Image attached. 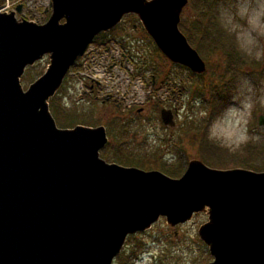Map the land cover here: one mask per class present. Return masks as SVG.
<instances>
[{"label": "water", "instance_id": "water-1", "mask_svg": "<svg viewBox=\"0 0 264 264\" xmlns=\"http://www.w3.org/2000/svg\"><path fill=\"white\" fill-rule=\"evenodd\" d=\"M188 3L51 0L43 24L0 12V264H113L129 235L197 213L208 214L198 231L208 264H264V171L193 158L172 177L108 162L100 156L105 126L61 128L50 110L78 57L127 14L169 60L205 73V59L180 29ZM47 55L46 71L25 90L26 69ZM161 119L176 124L171 109Z\"/></svg>", "mask_w": 264, "mask_h": 264}, {"label": "rangeland", "instance_id": "rangeland-1", "mask_svg": "<svg viewBox=\"0 0 264 264\" xmlns=\"http://www.w3.org/2000/svg\"><path fill=\"white\" fill-rule=\"evenodd\" d=\"M50 1L10 0V2H15L16 4L24 2L27 6L24 9V14L22 16L17 15L16 17L21 18L24 16L25 19L39 23H44L49 19L52 12L49 8ZM193 8L194 5L189 1V4L183 11L180 25L183 24L186 26L192 23ZM127 28L124 32L121 28L116 30V35H124L129 32L136 38H143L140 39V41L143 40L140 47L144 48V52L147 51L152 65L161 59L155 53L154 46L141 31H136L135 33L130 30V26ZM113 54V56L110 54L104 57L94 55L99 59H94L90 54L87 58L89 69L93 67L94 63L96 64L95 67L100 73L99 78L104 84V91L112 93L116 97L117 102L125 103L127 107L141 105L145 100L148 101V96L152 95L148 81L151 80L153 72L146 71L143 75H136L135 71L137 70V66L134 62H125L123 60L121 64L120 58L122 57L120 53L114 52ZM235 59L238 61V64L241 62L240 57ZM113 61L114 64L112 63ZM138 62L140 63L139 60ZM249 62L260 66L264 71V61L256 62L249 59ZM49 63V57L45 56L44 59L38 61L35 65L28 67V75H26L27 81H21L25 90L28 89L32 82L40 77L39 72L41 69H43V73L46 71ZM219 63L222 64L221 67L212 64L211 67H208L206 73L203 74V77H193L189 71L169 61H165V63L158 61V66L162 69V71L159 70V74L162 76L163 86L153 100L160 99L164 105L163 107L171 108L173 111L175 109L174 107H177L179 114L175 116L176 126L171 127L165 125L161 120L160 111L156 110L154 105H151L147 115L143 116L142 120L132 124L130 127L127 125L123 128L124 125H120L123 129L122 132L127 128L122 140L126 141L125 145L128 149L122 151L108 147L101 150V157L109 162H115L114 158L124 157V154L125 157L126 154H132L137 159L141 158V162H147L150 166L153 162L157 163L160 168L152 167L150 169H157L162 172L164 171L161 168L164 165L171 166L174 164L179 167L186 162L187 168L188 162L193 158L201 159L207 165L211 166L203 159L199 142L202 138L209 142L214 150L218 152L222 151L217 144L215 145V143L207 139V126L211 119L214 118L212 116L214 105L210 103L211 94L209 92L201 98V96L193 97L192 91L198 85L197 83H203L204 79L207 81L210 77H215L216 82H219V78L224 76L226 81L223 84L217 83L215 85H217L218 90H224V85L227 83V88L230 89V103L233 102L236 82L241 77H245L251 82L252 90L249 98L253 103V109L248 128L250 135L259 136L260 139L250 142L249 144L251 145L249 146L248 144L241 151L247 148L246 151L252 153L258 161L263 162L264 149L261 150L258 148L257 144L264 141V126L258 123L259 116L264 115V104L260 103V98L264 96V77L259 76L256 78L254 73H249L250 71L242 74L239 70H235L236 67H232L231 65L228 67L225 60H219ZM231 72H234V78H232V82L230 83L228 79L232 75L230 74ZM86 74H90V72L86 71ZM82 81V79L69 77L65 86L58 91L61 92V95L58 92L55 95L57 96V101L60 100L63 104L67 105L70 113L68 117L72 120L68 122L73 123L67 125L68 123L65 120L63 121L56 117V110L51 106L50 102V110L57 121V125L61 128L84 124V121H90L92 124L101 122L100 124L106 125L103 106L93 101L91 97L84 98L81 95L85 92L82 88ZM209 83L211 82H206V84ZM86 93L88 94V91ZM213 102L218 106L215 100ZM204 111L208 112V118L202 115ZM110 116H114V114L111 113ZM88 126H91V124H88ZM109 134L111 137L114 135V133ZM194 139L198 140L195 144L193 143ZM115 140H119L118 137ZM178 147L181 149H178ZM157 151L160 154L162 153L163 157H156L155 152ZM116 162L121 164L119 161ZM207 221L208 215L206 213H198L191 221L173 228L168 225L165 218H161L148 231L129 236L124 248L129 249L133 245L135 247L140 245V250L138 251L139 257L136 264H207L213 260V257L207 245L200 239L198 234L200 226ZM175 228L178 229V236L172 230ZM119 261L116 258L114 264H119Z\"/></svg>", "mask_w": 264, "mask_h": 264}, {"label": "trees", "instance_id": "trees-1", "mask_svg": "<svg viewBox=\"0 0 264 264\" xmlns=\"http://www.w3.org/2000/svg\"><path fill=\"white\" fill-rule=\"evenodd\" d=\"M6 0H0V7L5 4ZM190 3L194 5V12H193V19H191V24L184 26L183 24L180 25L181 30L187 34L189 42L194 46L197 51L201 54L203 58H205L207 62V66L211 67L212 64H216L217 67H221V63H219V60H225V63L230 67H236L235 70H239V72L248 73H254L255 77L258 78L259 76L264 77V71L261 69L260 66L255 65L253 62H249V59L245 56H243L240 52L237 51L233 39L225 34L220 27L218 26L217 20H216V3L217 0H190ZM135 25L139 27V30L135 28ZM125 26V27H124ZM130 26V30L134 31H141L144 36H146L151 44L154 46L155 53L158 55L160 60H158L161 63H165V61H169L168 58L162 54V52L159 50V48L156 46L152 38L148 35L146 30L143 28L140 20L138 17L134 14L127 15L125 18V21L120 23L117 27H115L113 30L108 32H102L100 33L93 43H95L97 46H100L102 44L106 45L111 41H115L121 45V47L125 50L127 53H134L132 54V58L135 61L136 66L140 69L138 70L137 74L142 75L146 71L153 72V75L158 77V74L160 71H162L161 68L158 66V61L152 63L149 60L147 51L146 54L144 52V48L140 47L138 45V41L143 38H135L134 36L131 37L132 34L127 32L125 37L123 35H116V30H119L120 28L123 29L122 31H126L128 29L127 27ZM128 37V39H127ZM130 37V38H129ZM135 38V39H134ZM143 49V50H142ZM239 58L241 62L238 64V61L235 58ZM79 60V59H78ZM78 60L74 64L75 67H79ZM140 61V63L138 62ZM216 61V62H213ZM170 62V61H169ZM172 63V62H171ZM139 64V65H138ZM182 69H185L190 72V74L193 77H203L202 75H199L197 73L192 72L187 67H184L180 64L172 63ZM140 66V67H139ZM144 66V67H143ZM147 66V68H146ZM28 69V68H27ZM26 69V72L22 78V80H26V75H28V70ZM144 69V70H143ZM160 70V71H159ZM234 72H231L232 74L228 80H230V83L232 82V78H234ZM43 74V69L39 72V76ZM69 77V76H68ZM67 77V78H68ZM152 80V79H151ZM220 80V81H219ZM219 82H216L215 77H210L209 80L206 81L204 79L203 83H197L196 87L192 91L193 97L201 96L204 97L208 94V92L211 94V100L210 103L214 105V109L212 111V116L215 117L219 113L222 112V110L230 104V89L227 88V83L224 85V90H218L217 83L223 84L226 80L223 76L222 78H219ZM67 82V79L65 83ZM206 82H211L209 84H206ZM65 83L63 84V87L65 86ZM62 87V88H63ZM211 89V91H210ZM212 92V93H211ZM61 95V92H58ZM57 96H54L51 99V106H53L56 110V117L62 119L63 121L67 122L69 124L73 122L68 117L70 114L67 108L66 104H63L60 100L57 101ZM206 98V97H205ZM216 101L218 103V106L213 101ZM207 102V101H206ZM154 104V103H153ZM163 103H156L155 102V109L161 110L163 108ZM191 108V106H189ZM61 110L63 111L61 113ZM57 118V119H58ZM59 119V120H60ZM87 124H92L90 121H84ZM65 125V124H64ZM198 140L194 139L193 143H197ZM199 145L201 147V153L203 159L210 164L213 167L217 168H233V167H243L248 168L256 171H264V161L260 162L256 157L252 155V153L246 151L247 148H245L244 151L237 152L235 154L228 152L226 149H222L221 152H218L213 149V146L210 145L209 142H207L204 139H200ZM216 145V144H215ZM251 144H249L250 146ZM257 147L261 150L264 149V141L257 144ZM178 149H181L178 147ZM183 151V150H180ZM185 152V151H184ZM156 157H162V153L160 154L159 151L155 152ZM115 162L119 161L121 164L124 165H135L141 168L150 169V168H160L157 163L153 162V164L150 166V164H147V162H141V158L137 159L132 154H124V157L120 158H114ZM169 164V163H166ZM186 168V162L184 165H180L177 167V165L172 164L171 166H163L161 168L165 173L169 174L172 177H180L184 173V169ZM140 245L135 247L134 245L131 246L129 249L124 248L123 251L117 256V259H119V264H136L138 261Z\"/></svg>", "mask_w": 264, "mask_h": 264}, {"label": "clouds", "instance_id": "clouds-1", "mask_svg": "<svg viewBox=\"0 0 264 264\" xmlns=\"http://www.w3.org/2000/svg\"><path fill=\"white\" fill-rule=\"evenodd\" d=\"M216 20L233 39L238 52L256 62L264 61V0H217ZM251 90V82L241 77L235 85L233 102L207 126V139L233 154L260 139L250 135L248 128L253 109ZM260 103L264 104V96ZM202 115L208 118L207 111Z\"/></svg>", "mask_w": 264, "mask_h": 264}, {"label": "flooded vegetation", "instance_id": "flooded-vegetation-1", "mask_svg": "<svg viewBox=\"0 0 264 264\" xmlns=\"http://www.w3.org/2000/svg\"><path fill=\"white\" fill-rule=\"evenodd\" d=\"M135 28L138 29V26L135 25ZM125 37V35H123ZM128 38V37H127ZM140 41H138V44ZM140 46V45H139ZM162 76L158 74V80H161ZM159 82V81H158ZM157 83V81H156ZM157 86V84H156ZM162 84L161 82L158 83V88L161 87ZM85 92H83L81 95L86 98V97H91V99L95 102H97L99 105L103 106V113L106 118V130H107V135L109 138L108 144L103 148L106 149L108 147H111L114 150H127V146L125 145L126 141L122 140L123 135H125L126 129L122 132V128L120 125H124L126 127L127 125L130 127L132 124L137 123L139 120L143 119V116L147 115V112L149 111V108L151 105L155 104H150L147 100L142 103L141 105H134L131 108L127 109L123 107L122 102H117L116 97L113 96L112 94L104 93V84L101 83L100 81H97L95 83L88 84L87 82L84 83L83 87ZM88 91V94L86 93ZM152 100V97H151ZM156 103H161V100L156 101ZM174 112L175 115L179 114L177 111V107H174ZM118 112H120L118 114ZM114 114V116H110V114ZM101 122L94 124L92 126H99L102 125L100 124ZM109 133H114L112 137L110 136ZM116 137L120 140H115ZM173 232L178 236L179 232L178 229H172Z\"/></svg>", "mask_w": 264, "mask_h": 264}, {"label": "built area", "instance_id": "built-area-1", "mask_svg": "<svg viewBox=\"0 0 264 264\" xmlns=\"http://www.w3.org/2000/svg\"><path fill=\"white\" fill-rule=\"evenodd\" d=\"M10 5H11V4H8V5L6 6V8H9ZM95 68H96V67H95ZM91 74H92L93 77H95V78H98L99 75H100V73H98L97 71H95V72H91Z\"/></svg>", "mask_w": 264, "mask_h": 264}]
</instances>
